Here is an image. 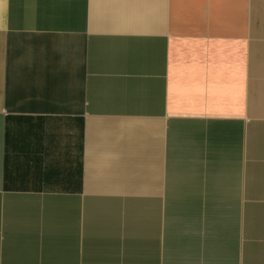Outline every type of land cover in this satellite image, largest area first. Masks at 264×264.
<instances>
[{
  "label": "crops",
  "instance_id": "0c3cea01",
  "mask_svg": "<svg viewBox=\"0 0 264 264\" xmlns=\"http://www.w3.org/2000/svg\"><path fill=\"white\" fill-rule=\"evenodd\" d=\"M0 264H264V0H0Z\"/></svg>",
  "mask_w": 264,
  "mask_h": 264
}]
</instances>
